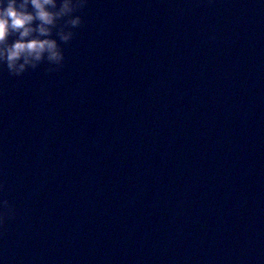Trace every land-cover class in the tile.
<instances>
[{"label":"water","instance_id":"water-1","mask_svg":"<svg viewBox=\"0 0 264 264\" xmlns=\"http://www.w3.org/2000/svg\"><path fill=\"white\" fill-rule=\"evenodd\" d=\"M77 14L63 65L0 68V259L264 264V2Z\"/></svg>","mask_w":264,"mask_h":264},{"label":"clouds","instance_id":"clouds-1","mask_svg":"<svg viewBox=\"0 0 264 264\" xmlns=\"http://www.w3.org/2000/svg\"><path fill=\"white\" fill-rule=\"evenodd\" d=\"M264 2V0H261ZM87 0H0V68L22 76L41 64L61 66V43L68 44L82 24L77 13ZM9 208L0 200V209ZM4 216L0 213V224ZM0 264H4L0 259Z\"/></svg>","mask_w":264,"mask_h":264}]
</instances>
